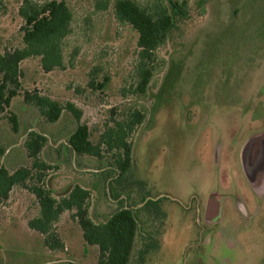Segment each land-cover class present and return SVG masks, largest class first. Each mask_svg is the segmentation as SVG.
Wrapping results in <instances>:
<instances>
[{
  "label": "rangeland",
  "instance_id": "374dc122",
  "mask_svg": "<svg viewBox=\"0 0 264 264\" xmlns=\"http://www.w3.org/2000/svg\"><path fill=\"white\" fill-rule=\"evenodd\" d=\"M65 1L74 12L64 42L65 66L45 72L39 57L23 60L22 89L75 103L93 143L101 141L108 125L145 109V120L128 137L134 164L115 185L122 194L113 197L108 167L116 151L103 145L102 158L77 155L68 145L76 126L71 114L47 123L23 94L10 106L19 117V132L12 131L7 113H0L5 150L0 164L10 170L28 165V132L46 134L40 156L52 167L44 172V182L56 194L75 184L88 188L89 211L97 222L121 205L142 209L145 231L138 234L132 264L147 231L155 241L139 264H264V193L258 195L250 184L240 158L244 141L264 129V0H186L189 14L177 17L167 43L155 51L151 65L156 70L144 96L134 93L138 34L117 21L114 0H104L109 2L104 9L99 0ZM22 2L0 0V52L23 45ZM92 76L108 80L95 89L89 86ZM211 192L223 199L218 222L204 216ZM149 199L155 202L145 206ZM38 208L35 195L21 186L0 206V264L97 263L98 249L85 244L72 211L57 223L66 249L50 250L28 225Z\"/></svg>",
  "mask_w": 264,
  "mask_h": 264
},
{
  "label": "trees",
  "instance_id": "16d2710c",
  "mask_svg": "<svg viewBox=\"0 0 264 264\" xmlns=\"http://www.w3.org/2000/svg\"><path fill=\"white\" fill-rule=\"evenodd\" d=\"M159 1L153 7L142 5L137 0H114V14L119 23L129 24L138 34V64L136 65V87L134 93L146 95L148 85L156 67L151 65L155 51L165 45L176 28L177 17L185 18L189 14L188 1ZM109 2L99 0V8H107ZM19 14L24 23L21 47L0 52V113L6 112V118L13 132L20 131L18 115L10 110L14 97L23 94L26 104L35 108L47 122L56 123L64 114H71L76 122L75 128L68 136V145L77 155L102 158L103 145L107 150L116 151L108 170L113 171L110 193L119 198L117 186L134 164L132 142L128 137L143 123L146 110H135L126 119L107 126L101 141L93 143L87 124L80 123L83 111L73 102L62 103L51 96L40 93L37 89H22L23 60L39 57L45 72L64 68V42L72 32L74 12L65 0H23ZM108 77L102 81L90 78L89 86L102 89ZM48 142L46 134L32 129L24 141L28 165H21L13 170L0 164V206L10 198L16 186L28 189L36 197L39 212L28 221L30 228L44 237L47 247L54 252L66 249L65 242L57 231V223L65 211H72L71 216L82 230L86 245L96 246V264H132L135 245L139 232H144L140 223V207L134 204L121 205L105 221H95L89 211L91 191L75 184L62 194H56L53 188L44 182L45 171L52 165L41 158V153ZM5 150L0 148V155ZM127 198H129L127 196ZM123 201V200H122ZM154 200H147L146 205ZM151 233V232H150ZM148 231L144 233V246L135 261L139 264L143 255L153 246L155 239ZM67 264H72L71 262Z\"/></svg>",
  "mask_w": 264,
  "mask_h": 264
},
{
  "label": "water",
  "instance_id": "95a60500",
  "mask_svg": "<svg viewBox=\"0 0 264 264\" xmlns=\"http://www.w3.org/2000/svg\"><path fill=\"white\" fill-rule=\"evenodd\" d=\"M240 158L245 176L257 191L264 193V129L250 135L243 143ZM219 211L215 215H218Z\"/></svg>",
  "mask_w": 264,
  "mask_h": 264
},
{
  "label": "flooded vegetation",
  "instance_id": "af4514ba",
  "mask_svg": "<svg viewBox=\"0 0 264 264\" xmlns=\"http://www.w3.org/2000/svg\"><path fill=\"white\" fill-rule=\"evenodd\" d=\"M230 197L233 200V196L231 195ZM234 199H236V197ZM221 202H223L221 195L217 193H213V192L210 193V196L207 198L205 205H204V216L206 220L213 221V222H218L221 220V217H222ZM218 211H219L218 215L214 216V214H216V212Z\"/></svg>",
  "mask_w": 264,
  "mask_h": 264
},
{
  "label": "crops",
  "instance_id": "0c3cea01",
  "mask_svg": "<svg viewBox=\"0 0 264 264\" xmlns=\"http://www.w3.org/2000/svg\"><path fill=\"white\" fill-rule=\"evenodd\" d=\"M13 190H14V189H13ZM13 190H12V191H13ZM38 212H39V208H38ZM38 212H37V214H38ZM37 214H36V215H37ZM36 215H35V216H36ZM30 219H31V218H30ZM28 221H29V220H28ZM51 252H52V251H51ZM56 253H57V252H56Z\"/></svg>",
  "mask_w": 264,
  "mask_h": 264
}]
</instances>
